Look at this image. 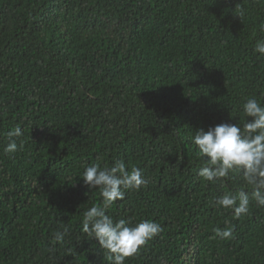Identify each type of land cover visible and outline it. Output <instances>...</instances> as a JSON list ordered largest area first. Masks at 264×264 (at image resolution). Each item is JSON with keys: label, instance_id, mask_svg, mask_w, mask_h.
Here are the masks:
<instances>
[{"label": "trees", "instance_id": "trees-1", "mask_svg": "<svg viewBox=\"0 0 264 264\" xmlns=\"http://www.w3.org/2000/svg\"><path fill=\"white\" fill-rule=\"evenodd\" d=\"M262 24L264 0H0V264H108L80 230L102 197L79 176L115 161L148 183L108 214L163 227L126 264H264V208L216 206L251 188L205 181L191 142L264 103ZM17 125L23 147L5 154Z\"/></svg>", "mask_w": 264, "mask_h": 264}, {"label": "clouds", "instance_id": "clouds-1", "mask_svg": "<svg viewBox=\"0 0 264 264\" xmlns=\"http://www.w3.org/2000/svg\"><path fill=\"white\" fill-rule=\"evenodd\" d=\"M236 16L243 17L245 9L237 7ZM260 31L264 32V24ZM254 53L264 57V39L257 40ZM245 117L243 126L237 123H221L207 130L197 129L191 138L197 157L201 161L198 175L207 182L225 181L232 173H239L245 185L251 188L249 193L240 189L236 194L225 193L214 199V204L230 209L234 218L249 214L251 201L256 207L264 208V103L255 98L247 99L242 105ZM23 135L17 125L6 133L5 154H13L23 143L17 139ZM89 190L99 189L101 202L93 203L82 213L81 232L89 240H95L102 250L108 264H126V260L135 257L150 240L163 232L161 224L154 220H141L132 225L128 219H115L108 210L115 202L125 198V191H140L147 186L143 170L131 167L124 161H115L112 166L93 163L85 167L79 176ZM215 237L223 240L233 238V228L216 227ZM68 235L65 227L53 234V241L63 243Z\"/></svg>", "mask_w": 264, "mask_h": 264}]
</instances>
